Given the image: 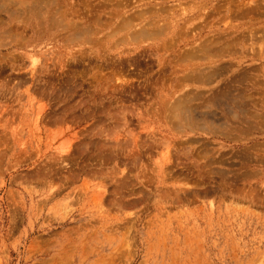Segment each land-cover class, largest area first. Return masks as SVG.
Segmentation results:
<instances>
[{"label":"rangeland","instance_id":"374dc122","mask_svg":"<svg viewBox=\"0 0 264 264\" xmlns=\"http://www.w3.org/2000/svg\"><path fill=\"white\" fill-rule=\"evenodd\" d=\"M4 1L0 264H264V0Z\"/></svg>","mask_w":264,"mask_h":264},{"label":"bare ground","instance_id":"6f19581e","mask_svg":"<svg viewBox=\"0 0 264 264\" xmlns=\"http://www.w3.org/2000/svg\"><path fill=\"white\" fill-rule=\"evenodd\" d=\"M5 1H7V0H5ZM5 1H4V3H6ZM8 1H11V0H8ZM17 1H18V0H17ZM38 1H39V0H38ZM41 1H42V0H40V3H39L40 6L43 7V3H44V4L47 3V4H45L46 7H47V9H48V6H47V5H54V4H51V3H54V2H52V0H50V2H51L50 4H48L49 0H48V1L45 0V1H47V2H45V1L43 0V1H42V2H43L42 5H41ZM53 1H54V0H53ZM59 1H60V0H58V2H59ZM1 2H3V0H1ZM12 2H14V0L11 1V3H12ZM15 2H16V0H15ZM26 2H28V1L25 0V5H29V2H28V4H26ZM32 2H33V1H32ZM35 2H36V1H35ZM58 2H57V3L55 2V3H56L55 5H57ZM60 2H61V3H59V4H62L64 1L62 0V1H60ZM19 3L21 4V3H23V1H19ZM14 4H15V3H14ZM39 4H37V5L39 6ZM1 5H2V3H0V7L4 8L3 10H5V8H7V10L10 9V7H9V8L7 7V6L9 5V3L7 4L6 7H5V4L3 5L4 7L1 6ZM11 5H12V4H11ZM21 5H23V4H21ZM37 5H35V6H37ZM45 5H44V6H45ZM9 6H10V5H9ZM15 6H16V5H15ZM19 6H20V5H19ZM19 6H17V7H19ZM33 6H34V4H33ZM40 6H39V7H40ZM57 6H58V5H57ZM59 6H60V5H59ZM59 6H58V7H59ZM63 6H65V5H63ZM63 6H62V7H63ZM25 7H26V6H25ZM39 7H36V8H39ZM49 7H50V6H49ZM62 7H60V9H61ZM2 8H1V10H2ZM20 8H23V9H24V7H20ZM31 8H32V10L35 9V8L31 7V6H30V8H28V9L30 10ZM51 8H53V7H51ZM54 8H55V7H54ZM154 8H155V7H154ZM23 9H22V10H23ZM41 9H42V8H41ZM47 9L45 8L44 13L47 12ZM60 9H59V10H60ZM161 9H162V7H161ZM1 10H0V11H1ZM7 10L5 11L6 14H8L7 12L10 11V10H8V11H7ZM12 10L15 11L14 9H12ZM19 10H20V9H19ZM22 10H21V11H22ZM25 10H27V8H26ZM29 10H28V11H29ZM32 10H31V11H32ZM35 10H37V9H35ZM43 10H44V8H43ZM43 10H42V11H43ZM49 10H50V8H49ZM51 10H54V9H51ZM59 10L56 9L55 11H53L52 16L49 14V15L51 16L50 19H54V18H55V19L58 20L59 17H58V16H57L58 18L55 17L56 15L53 17V15H54V12L56 13V11H59ZM61 10H62V9H61ZM61 10H60V11H61ZM162 10H163V9H162ZM164 10H165V9H164ZM17 11H18V8H17ZM31 11H30V12H31ZM37 11H39V12H37L38 14H39V13H42V12H40V8H39ZM60 11H59V14H61V15L63 16V17H62V16H61V17L65 19V16H66L67 13L64 12V11H65L64 9H63V12L60 13ZM96 11H97V10H96ZM147 11H148V10H147ZM5 12H3V13H5ZM18 12H19V11H18ZM35 12H36V11H35ZM142 12H143V11H142ZM157 12H158V11H157ZM162 12H163V11H162ZM11 13H12V12H11ZM13 13H14V12H13ZM16 13H17V12H16ZM26 13H28V12H26ZM32 13H33V12H32ZM37 13H34L33 15L36 14L35 16L38 17ZM62 13H63V14H62ZM72 13H73V12H72ZM93 13H94V12H93ZM0 14H2V13H0ZM9 14H10V12H9ZM18 14H19V13H18ZM45 14H46V13H45ZM56 14H57V13H56ZM59 14H58V15H59ZM73 14H74V13H73ZM11 15H12V14H11ZM15 15H16V14H15ZM39 15H40V14H39ZM43 15H44V14H43ZM49 15H48V16H49ZM13 16H14V15H13ZM18 16H19V15H18ZM18 16H16V17H18ZM23 16H24V14H23ZM26 16H27V15H26ZM48 16H47V18H48ZM50 16H49V17H50ZM67 16H68V15H67ZM140 16H141V15H140ZM11 17H12V16H11ZM30 17H31V16H30ZM33 17H34V16H33ZM39 17H40V16H39ZM44 17H45V15H44ZM52 17H53V18H52ZM61 17H60L61 20L59 19L60 22L63 20ZM72 17H73V16H72ZM1 18H3V17H1ZM8 18H9V17H8ZM12 18H13V17H12ZM20 18H21V17H20ZM27 18H29V16H28ZM27 18H25V20H26ZM31 18H32V17H31ZM96 18H97V17H96ZM9 19H10V18H9ZM9 19H7V20H9ZM21 19H22V18H21ZM23 19H24V18H23ZM45 19H46V18H45ZM45 19H44V20H45ZM48 19H49V18H48ZM48 19H47V22H49ZM55 19H54V20H55ZM66 19H68V17H67ZM66 19H65V20H66ZM78 19H80V18H78ZM98 19H99V18H98ZM16 20H17V19H16ZM16 20H15V21H16ZM25 20H24V21H25ZM32 20H33V19H32ZM54 20H53V21L50 20V22L52 21V22L54 23ZM57 20H55V22H57ZM59 20H58V21H59ZM65 20H63V21H65ZM71 20H73V19H71ZM71 20H70V21H71ZM5 21H6V20H5ZM12 21L14 22V20H12ZM12 21H10V22H12ZM24 21H23V22H24ZM28 21H29V20H28ZM63 21H62L61 23H63ZM8 22H9V21H8ZM13 22H12V23H13ZM17 22H20V21H17ZM47 22H46V23H47ZM50 22H49V23H50ZM52 22H51V23H52ZM60 22H59V25L61 24ZM66 22H67V21H66ZM72 22H73V21H72ZM1 23H2V21H1ZM1 23H0V24H1ZM4 23H5V22H4ZM4 23H3V24H4ZM39 23L41 24V22H39ZM42 23H43V22H42ZM51 23H50V24H51ZM53 23H52V26L54 27V24H53ZM69 23H70V22H69ZM69 23L67 22L68 25H69ZM8 24H9V23H8ZM17 24H18V23H17ZM56 24H57V23H55V25H56ZM64 24H65V22L62 24V27L60 26V28H59V29L56 28V30L58 29V31H59L61 28L63 29ZM70 24L72 25V23H70ZM77 24H79V23H77ZM77 24H76V25H77ZM160 24H161V23H160ZM12 25H14V24H12ZM46 25H47V24H45L44 26H46ZM81 25H82V23H81ZM86 25H87V24H86ZM148 25H149V24H148ZM0 26H2V25H0ZM25 26H26V25H25ZM52 26L49 25L48 28H50V27L53 28ZM73 26H74V25H73ZM89 26H90V25H89ZM89 26H88V28H89ZM155 26H156V25H155ZM57 27H58V26H57ZM66 27H67V25H66ZM0 28H1V27H0ZM2 28H3V27H2ZM14 28H15V27H14ZM17 28H18V27H17ZM17 28H16V30H17ZM24 28H26V27H24ZM45 28H47V26H46ZM45 28H44V29H45ZM64 28H65V26H64ZM68 28H69V27H68ZM3 29H4V28H3ZM7 29H8V28H7ZM9 29H10V28H9ZM9 29H8V30H9ZM69 29H70V28H69ZM71 29H75V28H74V27H73V28L71 27ZM97 29H98V28H97ZM0 30H1V29H0ZM5 30H6V29H5ZM12 30H13V29H12ZM18 30H19V29H18ZM23 30H24V29H23ZM27 30H28V29H27ZM45 30H46V29H45ZM54 30H55V28H54ZM82 30H83V29H82ZM84 30H85V29H84ZM159 30H160V29H159ZM14 31H15V30H14ZM46 31H49V30L47 29ZM46 31H45V32H46ZM52 31H53V30H52ZM69 31H70V30H68V32H69ZM76 31H78V30H76ZM89 31H90V30H88V32H89ZM145 31H147V30H145ZM148 31H149V30H148ZM9 32H10V31H9ZM9 32L7 31V33H9ZM22 32H23V31H22ZM160 32H161V31H160ZM7 33H6V34H7ZM10 33H11V32H10ZM12 33H13V31H12ZM48 33H50V32H48ZM52 33H53V32H52ZM80 33H81V32H80ZM83 33H84V32H83ZM83 33H81V34H83ZM141 33H142V31H141ZM143 33H144V32H143ZM2 34L4 35L5 33H2ZM6 34H5V35H6ZM17 34L19 35L20 32L17 33ZM21 34H23V33H21ZM50 34H51V33H50ZM65 34H66V33H65ZM147 34H149V33H147ZM75 35H76V33H75ZM75 35H74V37H75ZM83 35H84V34H83ZM83 35H82V37H83ZM150 35H152V34H149V36H150ZM79 36H80V35H79ZM142 36H145V34H143ZM147 36H148V35H147ZM147 36H145V37H147ZM149 36H148V37H149ZM9 37H10V36H9ZM21 37H22V36H21ZM84 37H85V36H84ZM0 38H1V37H0ZM122 38H123V37H122ZM131 38H132V37H131ZM134 38H135V37H134ZM17 39H19V38L17 37ZM218 39H219V38H218ZM73 40H74V39H73ZM139 40H140V39H139ZM174 40H175V39H174ZM19 42H20V41H19ZM21 43H22V41H21ZM206 43H207V42H206ZM213 43H214V42H213ZM211 44H212V43H211ZM234 44H235V43H234ZM17 46H18V45H17ZM210 46H211V45H210ZM2 47H3V46H2ZM199 50H200V49H199ZM223 50H224V49H223ZM224 51H225V50H224ZM181 54H182V53H181ZM201 54H203V53H201ZM218 54H219V53H218ZM190 55H191V54H190ZM207 55H208V54H207ZM215 55H216V54H215ZM207 57H208V56H207ZM182 58H185V57H182ZM189 58H190V57H189ZM192 58H193V57H192ZM193 65H194V64H193ZM195 69H196V68H195ZM210 69H211V68H210ZM214 69H215V68H214ZM199 70H200V69H199ZM201 71H202V70H201ZM219 71H220V70H219ZM215 72H216V71H215ZM211 73H212V72H211ZM196 74H197V73H196ZM199 74H200V73H199ZM212 74H213V73H212ZM200 75H201V74H200ZM214 75H216V74L214 73ZM196 76H197V75H196ZM211 77H212V76H211ZM207 78H208V77H207ZM191 79H192V78H191ZM206 82H207V81H206ZM232 95H233V94H232ZM211 96H213V95H211ZM219 96H220V95H219ZM224 96H225V95H224ZM234 96H235V95H234ZM234 96H233V97H234ZM234 98H235V97H234ZM234 98H233V99H234ZM236 98H237V97H236ZM236 98H235V99H236ZM222 99H223V98H222ZM213 100H214V99H213ZM224 100H225V99H224ZM247 100H248V99H247ZM185 101H186V100H185ZM192 101H193V100H192ZM208 101H209V100H208ZM179 102H180V101H179ZM223 102H224V101H223ZM233 102H234V101H233ZM182 103H183V102H182ZM211 103H212V102H211ZM244 103H245V102H244ZM229 104H230V103H229ZM232 104H233V103H232ZM222 105H223V104H222ZM226 105H227V101H226ZM202 106H203V105H202ZM230 106H231V105H230ZM169 107H170V106H169ZM233 107H234V106H233ZM184 108H185V107H184ZM184 108H183V109H184ZM231 108H232V107H231ZM238 108H239V107H238ZM242 108H243V107H242ZM168 109H169V108H168ZM235 109H236V108H235ZM173 110H174V109H173ZM173 112H174V111H173ZM205 112H206V111H205ZM228 112H229V111H228ZM182 115H183V114H182ZM189 115H190V114H189ZM229 115H230V114H229ZM235 115H236V114H235ZM227 116H228V115H227ZM172 119H173V118H172ZM193 119H194V118H193ZM202 120H203V119H202ZM172 121H173V120H172ZM169 122H170V121H169ZM202 122H203V121H202ZM171 123H172V122H171ZM195 123H196V122H195ZM215 123H216V122H215ZM189 124H190V122H189ZM183 125H184V124H183ZM214 125H215V124H214ZM179 126H180V125H179ZM198 126H199V125H198ZM227 127H228V126H227ZM181 129H183V128H181ZM188 129H189V128H188ZM192 129H193V128H192ZM222 129H223V128H222ZM201 130H202V128H201ZM201 130H200V131H201ZM203 130H204V129H203ZM216 130H217V129H216ZM220 130H221V129H220ZM210 164H211V163H210Z\"/></svg>","mask_w":264,"mask_h":264}]
</instances>
